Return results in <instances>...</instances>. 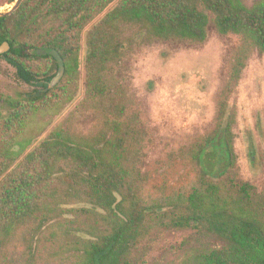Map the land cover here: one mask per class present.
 Returning <instances> with one entry per match:
<instances>
[{"label":"trees","instance_id":"16d2710c","mask_svg":"<svg viewBox=\"0 0 264 264\" xmlns=\"http://www.w3.org/2000/svg\"><path fill=\"white\" fill-rule=\"evenodd\" d=\"M116 1L24 0L0 16V48L10 46L0 59L37 88L17 98L0 92V241L23 228L41 231L64 216V206L84 205L72 211L75 221L54 225L71 240L74 264H145L141 253L157 235L177 231L189 233L179 248L182 264H264V194L239 179L236 113L228 100L219 106L216 129L189 149L192 175L176 186L150 187L139 167L145 128L129 114L130 101L113 74L126 28L202 45L210 15L219 34L243 36L264 55V0L251 8L243 0H121L86 37V103L102 130L85 137L59 127L14 168L12 149L32 119L67 96L81 35ZM38 50L56 51L65 61V78L54 88L57 62ZM43 60L53 65L39 74L32 66ZM240 74L237 69L235 81Z\"/></svg>","mask_w":264,"mask_h":264},{"label":"rangeland","instance_id":"374dc122","mask_svg":"<svg viewBox=\"0 0 264 264\" xmlns=\"http://www.w3.org/2000/svg\"><path fill=\"white\" fill-rule=\"evenodd\" d=\"M11 1L0 0L1 14L12 9ZM120 1L113 3L81 35L79 69L70 85L71 79H66L67 96L63 99L59 96L54 109L32 119L12 149L17 156L14 168L59 127L85 137L102 130L98 113L86 103V37ZM256 1L243 0L248 8ZM210 17L208 39L202 45L146 38L137 27L124 31L126 47L113 74L130 101L129 114L137 115L145 128L139 167L148 176L150 187L164 183L176 186L192 175L195 166L189 149L216 129L219 106L228 100L236 113L234 135L239 179L264 194V55L243 36L219 34L214 17ZM52 65V61L43 60L32 67L42 74ZM237 69L241 74L235 81ZM15 73L6 60L0 59V92L14 98L33 94L37 88L18 80ZM57 73L54 69L53 74ZM65 75L66 68L62 80ZM83 206H64V216L43 230L33 232L23 228L0 241V264H74L71 240L54 225L56 221H75L72 211ZM188 236L184 231L158 234L141 253L143 262L182 264L179 248Z\"/></svg>","mask_w":264,"mask_h":264},{"label":"water","instance_id":"95a60500","mask_svg":"<svg viewBox=\"0 0 264 264\" xmlns=\"http://www.w3.org/2000/svg\"><path fill=\"white\" fill-rule=\"evenodd\" d=\"M24 0H17L16 3L14 4V6L12 7V9H10L7 13L5 14H1L0 16H7V15H11L14 12H16L21 5L23 4ZM10 51V46L8 43H5L1 46L0 48V55H5ZM37 55L40 57H44L47 55H51L55 61L57 62L58 65V73L57 75L54 77V79L52 80L50 87L54 88L57 84H59V82L62 80L64 74H65V61L63 60V58L61 57V55L56 52V51H45V50H38Z\"/></svg>","mask_w":264,"mask_h":264}]
</instances>
